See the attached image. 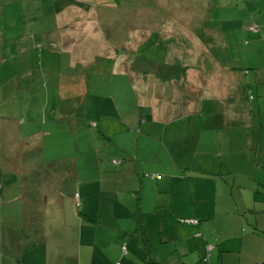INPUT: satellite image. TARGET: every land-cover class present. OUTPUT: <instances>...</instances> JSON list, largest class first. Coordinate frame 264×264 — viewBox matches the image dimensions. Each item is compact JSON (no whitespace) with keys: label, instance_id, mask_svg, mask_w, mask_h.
I'll use <instances>...</instances> for the list:
<instances>
[{"label":"rangeland","instance_id":"1","mask_svg":"<svg viewBox=\"0 0 264 264\" xmlns=\"http://www.w3.org/2000/svg\"><path fill=\"white\" fill-rule=\"evenodd\" d=\"M114 1L0 0V111L11 114L21 108L11 102V88L22 89L12 76L14 60L27 56L17 52L11 42L24 32L26 23L29 36H34L32 43L41 45L29 53L35 62V77L45 70L37 53L48 51L54 56L51 64L45 65L50 74L44 86L55 107L54 76L77 70L68 66L67 52L50 53L52 47L42 44L41 31L59 23L62 27L78 23L57 22V13H71L76 6L83 11L92 6L97 12H109L99 24L109 41L117 44V56L127 57L126 69L132 73L140 70L144 78L146 73H159L163 85L174 79L175 99L187 96L189 103L182 105L180 112H172V121L156 122L150 136L146 133L148 123L140 124L138 117H132L126 126L114 125L112 140L130 142L121 148L127 149L129 156L136 155L132 159L125 155L123 161L113 142L98 140L95 135L101 124L95 126L87 115L99 104L95 95L110 90L114 99H105L106 111L114 107V101L120 113L123 108L129 110L134 102L128 75L115 72L112 76V60L107 58L87 66L88 97L79 107L83 109H79L75 127L80 131L81 123L87 135L78 146L70 142V132L67 142H53L58 138L46 142L48 153L73 157L75 176L58 172L63 181L62 199L54 205L32 201L35 193L29 188L23 192L26 201L6 204L0 200V264H12V260L16 264H218L206 248L217 246L218 238L229 236L235 228L226 225L220 209L228 185L232 197L239 189L242 202H250L259 183H264V0ZM143 27L149 31L132 52L121 39L130 29ZM59 59L61 63L55 64ZM164 61L168 66L162 65ZM131 110L134 116L138 114L137 107ZM60 126L70 127L67 120ZM57 143L61 147H54ZM200 169L220 174L197 178L194 170ZM5 175L0 173L4 184L10 181L1 178ZM16 186L4 187L2 194L7 196ZM75 191L77 206L72 199ZM236 196L239 199L237 191ZM198 210L207 216L204 223ZM193 216L199 225L185 222ZM9 227L12 232H7ZM142 232L148 239L147 248ZM20 238L22 241H13V247L9 245Z\"/></svg>","mask_w":264,"mask_h":264},{"label":"crops","instance_id":"2","mask_svg":"<svg viewBox=\"0 0 264 264\" xmlns=\"http://www.w3.org/2000/svg\"><path fill=\"white\" fill-rule=\"evenodd\" d=\"M85 1L88 2V0ZM92 1L100 3L99 0ZM102 1L106 4L115 2L114 0ZM76 8L77 10L71 13H57L58 23L65 22L66 20H69V22L71 20H78V23H75L72 27L67 25L62 27L59 23L56 27L41 31V33H43L42 44H44L47 49L52 47L50 53L57 55L61 50L67 52L69 54L68 66L73 69L76 68L77 70L75 74L71 72L67 74L60 71V73L54 76L57 77L53 97L55 98L54 100H56L54 108L52 107L53 103H51L52 99L50 100L51 94L46 91L44 86L50 74L45 65L51 64L50 60L54 58V56L49 55L48 51H45V53H37L42 57L41 62L44 60L43 68L48 71L46 72L43 70V72H37L38 78L35 77L36 70L32 69L35 62L32 59V55L30 56L29 53H34V49L36 47H41V45L39 43H32L34 36H29L27 32L30 28L27 26L28 23H26V27L23 29L24 32L17 35L18 37L11 42V45L17 47H14L17 52L23 51L26 53L25 56L27 57L14 60L16 71L13 72L12 76L15 82L20 83L22 89H16L15 85L11 88V102L15 101L21 108H18L15 113L11 114L4 113L3 110H1L2 112L0 111V173H6V175L1 176V178H10L7 179L10 181H5V184L0 182L1 201L19 198L21 192H23L19 190V188L11 189L7 191V196H4L2 194V189L4 187L10 189L16 186V184H18L16 182L19 178L33 180L36 177L38 170L42 168V166L37 168V165H35L37 161L35 159L40 161L47 159L46 161L49 162L51 158H54L51 160L54 163V167H52L54 171L52 172L50 167H48V174L50 175L49 177H55L57 174L55 178L59 179V182L61 178L58 177V172L60 171L63 172V176L65 177L75 176V163L71 160L73 157H67L64 153H48L49 150L46 148V142H50V140L56 138H58L59 141L56 139L53 142H67L65 137L70 132L73 134V138L70 142H75V145L78 146V142H82L83 136L87 135L84 134L87 130L85 127L82 129L84 125H81V123H78L81 126V130L75 131V127H77V114L81 111L79 109H83L79 107L88 97L87 84L90 74L88 75L86 68L87 66L92 67L93 63H98L99 58H107L109 61L112 60L110 69L112 76L115 72L128 75L127 84L129 85V90L132 95L130 97L133 99L135 106L134 104L133 106H129V110L128 108H123V111L120 113L119 107L114 101V107H111L110 111H106L107 108L104 107L105 99L108 97H111V100L114 99V92L110 90L109 92L95 95L96 98L99 99V104H94V108L87 116L91 117L90 122L95 123V126L101 124L98 126L95 135L98 140L109 144L113 142L111 145L122 153V155H119L121 158H124L123 161L126 160L125 155H128L129 159L136 157V155L129 156L127 149H124V151L121 148L123 145L128 146L130 142H115L112 140L111 135H115L112 130L113 127H115L114 125L125 124L124 126H126L128 120L132 117H138L140 124L144 122L148 123L149 126H147L146 133L150 136L153 135V125H155L156 122L163 121V123H165L172 121V116L174 115L172 112H180V107L189 103L187 96L184 98L180 97L178 99L179 101L175 99L174 94L177 89L174 79L171 78L169 82L163 85L161 81L162 76L159 73L157 75L152 72L146 73L147 77L144 78L143 72H140V70H136L135 73H132L129 69H126L127 57L117 56V44L114 41H109L106 33L99 24V19L103 18V15L107 16L109 12H97L92 9V6H90L91 10L87 11H83L81 6H76ZM153 30H157V28L153 27ZM148 31L149 30L145 27L133 30L130 29L128 33H125L121 41L123 44L127 43L129 50L133 52L137 49V45L145 39ZM16 32L19 33L21 31ZM138 35H143V38H141V36L138 37ZM131 36L134 37L133 39L135 41H138L135 46H132V42L128 40V37L131 38ZM187 36L190 37L189 35ZM2 41L3 38L0 37V49H2ZM29 43L32 45H29ZM27 45H29L28 49L25 47ZM0 62L2 63L3 60ZM54 63L59 65L61 63L60 59L58 63ZM167 63L168 62L164 61L162 65L168 66ZM98 65L99 64H96V68ZM196 72L201 73V71ZM130 73L134 77H132ZM189 79L190 78L187 80ZM36 83H38V87L35 89L34 86ZM0 88L1 99V96H3L1 85ZM163 92L166 93L163 94ZM187 94H190L189 88L187 89ZM135 107H137L138 111L136 116H134L135 113L130 112L132 111L131 108L135 109ZM64 120H67L69 123V128L60 126ZM128 133H130L129 130ZM155 143L163 144L162 142ZM57 144L58 145L54 147H61L62 145L60 143ZM137 151L138 142H136L135 153H137ZM33 153L35 154V158L32 156ZM154 156L157 155H151L150 157ZM67 160L72 161L73 165H68ZM114 162H116V160ZM159 162L160 161L155 162L154 164H159ZM55 166H58V168L56 169ZM194 171L198 173L195 175L197 178L212 177V174H216L206 171L205 169ZM230 171L232 170L229 169L228 172ZM218 174L216 175L219 176ZM255 183L257 184L258 181H255ZM33 187L34 185L32 184L29 185L28 188L35 192V188L33 189ZM228 187L229 189L224 195V199L221 203L222 207L220 209L222 213L225 214V219H223L226 221V225L234 224L235 228L229 236H221L218 238L217 246H208L206 249L212 252L211 255L216 257L218 264H264V183H259L260 189H256L254 194L251 195L250 202H242V193L239 189L236 190L237 193H239V199L236 196V191L234 194L235 196L232 197V188H230V185H228ZM59 189L60 188H58V190ZM58 190H55L54 187L42 190L43 194L53 198L45 201V206L57 203L59 200L57 197ZM154 205L155 204H153V206ZM200 210L203 209L201 208ZM200 210H198L197 213L204 219V223L207 216ZM192 213L194 216H197L196 211ZM194 216L192 218H195ZM196 225H199V219ZM198 233L197 231L195 234L197 235ZM0 234L2 235V233ZM147 240V237L146 240H142L146 248ZM6 255L14 259V256H11L12 254ZM12 264H16V262L13 263L12 260Z\"/></svg>","mask_w":264,"mask_h":264},{"label":"trees","instance_id":"3","mask_svg":"<svg viewBox=\"0 0 264 264\" xmlns=\"http://www.w3.org/2000/svg\"><path fill=\"white\" fill-rule=\"evenodd\" d=\"M82 1H85V0H82ZM88 1H90V0H88ZM99 2H103L102 0H99ZM134 37L133 36H131V38L129 39V42H133L134 41V39H133ZM35 153V152H34ZM33 153V155L32 156H34L35 154ZM34 158H35V156H34ZM52 159H54V158H51V160ZM37 162H36V164L35 165H37V168L38 167H40V166H42V168H40L39 170H38V173H37V175H36V177L33 179V180H30V179H21V178H19L18 180V182H20V184H17V188H19V190H21V191H25V189H27L28 187H29V185H35V192H33V193H35L34 194V196L32 197V201H34V202H36V203H44L45 201H47V200H51V199H53L51 196H48V195H46V194H43V192H42V190L43 189H47V188H49V187H54V189L55 190H58V188H60L59 190H58V193H57V197L59 198V200L57 201V203H59L60 202V200L62 199L61 197H62V194H61V188H62V182H61V180H60V182H59V180L56 182L55 181V177L53 176V177H49L50 175L48 174V167H50V169L52 170V172L54 171L53 170V168L52 167H54V163L51 161V160H49V162H47L46 160L47 159H44V160H42V161H40V160H37V159H35ZM56 167V169L58 168V166H55ZM56 171H59V170H56ZM47 178L50 180V182L49 181H47ZM51 178H52V180H51ZM30 181V182H29ZM28 182H29V185H28ZM52 182H55V183H53L52 184ZM32 183V184H31ZM58 183V184H57ZM60 184H61V186H60ZM48 186V187H47ZM0 188H1V186H0ZM53 189V188H52ZM20 191V192H21ZM23 192H21V194H20V196H19V198H16V199H14V200H20V201H26V200H28L26 197H25V194H23ZM75 194H77V192H74L73 194H72V199H73V203H74V205L75 206H77L78 205V201H77V196H78V194H77V196H75ZM13 199H10V200H3L4 201V203H6V204H12L13 203V201H14ZM18 209H21V208H19L18 207ZM186 220V219H185ZM187 220H196L195 222H193V223H195V224H197L198 223V219H196V218H192V219H187ZM10 228H12V227H9L8 228V230H7V232L9 231V232H12V231H10ZM142 234H143V236L141 237L142 238V240L144 241V240H146V235H145V233L144 232H142ZM13 241H22V239L20 238V240L19 239H17V240H11L9 243V245L10 246H12L13 247ZM35 242H37V241H35ZM4 244V243H3ZM2 244V245H3ZM31 244V243H30ZM8 245V244H7ZM7 245L5 246V244H4V248L5 247H7ZM24 249L26 248V247H23ZM12 250H15L14 248L12 249ZM11 254H13V253H11ZM19 263V262H18Z\"/></svg>","mask_w":264,"mask_h":264},{"label":"built area","instance_id":"4","mask_svg":"<svg viewBox=\"0 0 264 264\" xmlns=\"http://www.w3.org/2000/svg\"><path fill=\"white\" fill-rule=\"evenodd\" d=\"M75 196H77V194H75ZM196 220H185V222H195Z\"/></svg>","mask_w":264,"mask_h":264}]
</instances>
